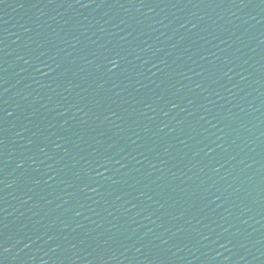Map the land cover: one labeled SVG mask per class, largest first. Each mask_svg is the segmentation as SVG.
I'll list each match as a JSON object with an SVG mask.
<instances>
[{
	"label": "water",
	"instance_id": "obj_1",
	"mask_svg": "<svg viewBox=\"0 0 264 264\" xmlns=\"http://www.w3.org/2000/svg\"><path fill=\"white\" fill-rule=\"evenodd\" d=\"M0 264H264V0H0Z\"/></svg>",
	"mask_w": 264,
	"mask_h": 264
}]
</instances>
